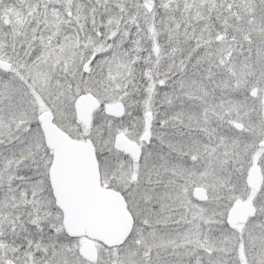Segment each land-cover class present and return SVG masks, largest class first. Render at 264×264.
I'll use <instances>...</instances> for the list:
<instances>
[{"label": "snow or ice", "instance_id": "obj_1", "mask_svg": "<svg viewBox=\"0 0 264 264\" xmlns=\"http://www.w3.org/2000/svg\"><path fill=\"white\" fill-rule=\"evenodd\" d=\"M0 264H264V0H0Z\"/></svg>", "mask_w": 264, "mask_h": 264}]
</instances>
